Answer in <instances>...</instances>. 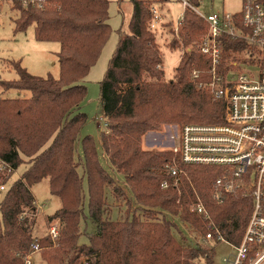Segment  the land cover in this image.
Segmentation results:
<instances>
[{"label": "trees", "instance_id": "16d2710c", "mask_svg": "<svg viewBox=\"0 0 264 264\" xmlns=\"http://www.w3.org/2000/svg\"><path fill=\"white\" fill-rule=\"evenodd\" d=\"M51 1L52 6L42 9L14 4L19 11L15 33L34 24L36 40L59 42V76H35L12 62L17 79L0 81L2 91L19 93L17 97H0V158L13 170L26 165L20 177L11 181L12 174L0 173V186L8 184L0 191V264H22V255L37 238L32 235L36 205L30 187L43 178H48L51 195L60 200V207L47 216L49 224H59V235L55 247L41 251L45 264H79L81 257L88 264H215L212 246L183 245L176 239L174 232L184 239L178 223L205 232V225L191 209L199 194L212 225L238 244L251 212L250 197L234 192L219 203L211 186L220 176V168L184 165L171 149L141 147L142 136L163 124L223 120L224 103L198 87L210 80V61L200 50L207 23L194 11L184 9L177 31L170 29L171 46L183 53L174 77L166 80L150 23L154 4L168 0H129L128 32L119 34L99 82L107 124L100 134L102 155L110 168L121 174L126 191L102 164L91 135L80 139L82 158H76V143L87 115H69L86 96V86L79 81L96 63L112 31L108 24L110 1ZM236 24L241 26L239 21ZM221 41L220 73L229 71L227 59L240 52L247 55L248 62L264 65V46L228 36ZM23 91L29 95L23 96ZM173 159L182 170L178 178L166 168ZM163 182L168 187H162ZM108 193L125 201L123 217L106 215ZM86 220L94 225L91 233L81 229ZM83 233L86 243L79 242ZM39 243L53 245L49 237Z\"/></svg>", "mask_w": 264, "mask_h": 264}, {"label": "built area", "instance_id": "2783aa9c", "mask_svg": "<svg viewBox=\"0 0 264 264\" xmlns=\"http://www.w3.org/2000/svg\"><path fill=\"white\" fill-rule=\"evenodd\" d=\"M50 0H0L12 7L15 3L22 7L42 9ZM184 8L186 1L182 2ZM239 16L235 13H210L199 16L207 23V32L200 44V50L210 61V80L198 83L212 96L224 103L223 120L218 123H185L172 134L175 145L171 150L184 165L213 166L221 169V174L211 186V194L217 202H222L226 194L240 192L251 199V212L242 238L238 244L228 241L221 231L212 225L210 213L198 194L191 206L205 225V232L198 231V245L215 246L224 243L229 247L222 264H264V65L246 64L252 70L237 68L235 60L230 61L229 71L220 73L221 38L228 36L264 46V0H241ZM181 20V17H180ZM240 23L241 26L236 24ZM251 58V57H250ZM258 67V70L255 68ZM193 76L196 72L193 71ZM106 122L104 127H106ZM168 172L175 178L182 170L176 160L167 163ZM0 173L20 177L17 170L0 158ZM12 179L10 178L9 181ZM167 182L162 187H168ZM8 184L0 186L5 191ZM40 209V206H38ZM59 235L57 225H51L48 237L55 245ZM43 247L34 239L29 250L22 255V264H34V256ZM79 264H88L83 257Z\"/></svg>", "mask_w": 264, "mask_h": 264}, {"label": "rangeland", "instance_id": "374dc122", "mask_svg": "<svg viewBox=\"0 0 264 264\" xmlns=\"http://www.w3.org/2000/svg\"><path fill=\"white\" fill-rule=\"evenodd\" d=\"M109 1L108 24L111 26L112 31L102 47L96 63L90 68L88 74L79 81V83L86 86V96L78 106L70 111L69 115L72 116L77 112H84L87 115V121L80 129L78 141L76 143V158H82L81 146L79 143L80 139L85 135H91L96 142L102 164L114 176L115 180L128 191L121 174L112 170L105 158L101 156L102 148L100 134L102 131L106 130V127H104L105 119L99 96V82L103 78L107 63L115 49L119 34L128 32V22L132 13V5L129 0ZM183 1L187 3L185 8H189L197 14L200 12L203 15H208L210 13H237L241 8V0H168L166 2L155 3L153 6V19L150 23V29L155 33L157 43L162 53V65L166 80L174 77L175 67L183 53L181 48H173L170 43L173 38L170 29L173 28L174 31H177L179 22L181 21L180 17L185 9L182 4ZM194 2L197 4L195 7L192 6ZM52 5L53 3L50 0L47 7ZM1 7L0 81H12L17 79L18 76L12 66V62H18L21 67L25 68L32 75L40 77L51 75L57 78L59 76V65L57 60V52L60 49L59 42L36 40L34 37V24L28 26L23 32L15 33L13 27L14 22L19 17V11L14 6L12 7L7 3H2ZM186 51H188V49ZM232 60L238 63V69H245L247 71L252 70L250 67H246L249 60L247 55L243 52L233 54L231 58L227 59V63L230 64ZM243 60H246V62ZM255 70H258V67H256ZM18 95L19 93L15 90L4 92L0 87V97H17ZM22 95L28 96L29 92L23 91ZM183 124H163L157 130L147 131L141 138V147L148 150H170L172 145L176 143L175 140L172 139V134L175 129H178ZM25 166L26 165L20 167L18 172L21 173ZM81 169L80 172L82 173ZM11 179H14V176L11 177ZM30 190L35 198L36 205V213L33 214L36 222L32 230V235L41 240L43 237H48V230L51 225H57V227H59L57 222H51L49 224L47 222V216L60 207V200L57 196L51 195L48 178H43L40 182L33 184ZM1 194L3 193H0V197ZM107 202L109 208L106 215L108 217L112 219L123 217L124 210L127 207L125 206L124 200H121V198L114 199L111 194L108 193ZM38 206H40V209ZM85 213H87L86 208ZM167 216L172 218L169 214ZM174 219L177 220V218ZM178 227L184 239L175 232L174 235L181 244L190 246L198 245V231H192L182 223H178ZM83 228H85L87 233H91L94 230V225L89 220H86V224H81V229ZM79 242H87L84 233L80 237ZM42 247V250H48L55 247V245L51 247ZM228 251L229 247L226 244L220 243L216 245L214 249L215 264H222V257L227 255ZM42 252L34 256V264H45L41 259Z\"/></svg>", "mask_w": 264, "mask_h": 264}, {"label": "crops", "instance_id": "0c3cea01", "mask_svg": "<svg viewBox=\"0 0 264 264\" xmlns=\"http://www.w3.org/2000/svg\"><path fill=\"white\" fill-rule=\"evenodd\" d=\"M197 12H198V11H197ZM101 156L104 157V156L102 155V153H101ZM20 174H21V173H18V175H20ZM16 178H17V177H16Z\"/></svg>", "mask_w": 264, "mask_h": 264}]
</instances>
